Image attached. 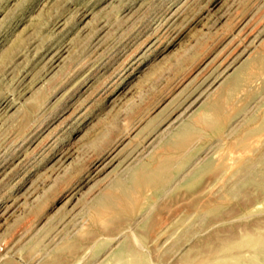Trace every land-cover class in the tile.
<instances>
[{
	"label": "rangeland",
	"instance_id": "obj_1",
	"mask_svg": "<svg viewBox=\"0 0 264 264\" xmlns=\"http://www.w3.org/2000/svg\"><path fill=\"white\" fill-rule=\"evenodd\" d=\"M125 260L264 264V0H0V264Z\"/></svg>",
	"mask_w": 264,
	"mask_h": 264
},
{
	"label": "bare ground",
	"instance_id": "obj_2",
	"mask_svg": "<svg viewBox=\"0 0 264 264\" xmlns=\"http://www.w3.org/2000/svg\"><path fill=\"white\" fill-rule=\"evenodd\" d=\"M214 107V106H213ZM213 110V109H212ZM214 110L216 111L217 109L216 108H214ZM213 110V111H214ZM213 111H210V112H213ZM217 112V111H216ZM206 114H209L208 112L206 113ZM211 114V113H210ZM204 115V114H203ZM202 116V115H201ZM204 117V116H203ZM205 118V120L207 119V117H204ZM202 120V119H201ZM159 177V173L158 172H154L153 170L152 171H146V170H141L140 169V171H137L136 173H134V175H133V178H132V183L133 184H131V186L133 185L134 186V184H138V182H140V183H142V184H151V181H152V178L154 179V181H156V179ZM151 180V181H150ZM124 185H123V183L122 182H119L118 183V187L119 188H122ZM130 186V187H131ZM117 187V188H118ZM126 189H125V192H122L123 194H124V196L125 197H129L130 196V191H129V189H128V186L127 187H125ZM124 189V188H123ZM120 191H122V190H120ZM117 196V195H116ZM123 196V197H124ZM131 197V196H130ZM118 199H120V198H118ZM132 201V200H131ZM102 203L100 204V209H98L99 210V212H103V214H110V215H114V214H117L116 212L118 211V209H117V211L115 210V207L113 206V205H111V203L110 202H112V201H108V202H106V201H101ZM116 203V202H115ZM131 203V202H130ZM117 205V204H116ZM107 211H109L108 213H107ZM115 212V213H114ZM109 216V215H108ZM109 218V217H108ZM106 222V221H105ZM122 251V250H121ZM120 251V252H121ZM124 253L125 252H121V254L122 255H124ZM121 255V256H122ZM124 260V259H123ZM123 264H127V261L125 260L124 261V263ZM132 264V263H131Z\"/></svg>",
	"mask_w": 264,
	"mask_h": 264
}]
</instances>
